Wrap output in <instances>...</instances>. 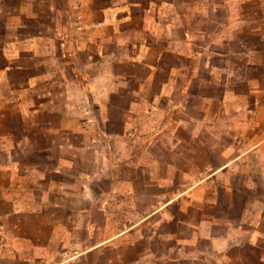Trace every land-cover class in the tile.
I'll list each match as a JSON object with an SVG mask.
<instances>
[{
	"label": "rangeland",
	"instance_id": "1",
	"mask_svg": "<svg viewBox=\"0 0 264 264\" xmlns=\"http://www.w3.org/2000/svg\"><path fill=\"white\" fill-rule=\"evenodd\" d=\"M23 2L0 3L23 11L25 26L12 32L79 22L77 8L55 18L33 3L28 16ZM85 6L96 26L86 34V51L73 57L76 78L62 64L54 83L26 80L28 91L16 100L28 114L12 109L20 143L10 152L31 176L19 178L22 207L0 203V213L13 211L0 216V264H20L3 255L9 234L33 236L14 245L28 255L25 264H264V149L245 153L251 147L245 134L229 130L226 73L213 81L202 66L190 77L187 103L170 111L161 95L170 67L180 62L162 49L179 40L184 24L191 57L204 51L197 47L211 42L212 9L222 16L225 0H85ZM36 10L45 15L36 17ZM150 24L153 34L141 30ZM140 49L151 54L145 59L161 57L155 70L129 58ZM213 62L225 63L222 57ZM138 94L142 103L133 110Z\"/></svg>",
	"mask_w": 264,
	"mask_h": 264
},
{
	"label": "crops",
	"instance_id": "2",
	"mask_svg": "<svg viewBox=\"0 0 264 264\" xmlns=\"http://www.w3.org/2000/svg\"><path fill=\"white\" fill-rule=\"evenodd\" d=\"M2 1L5 0H0V3ZM21 1H24L22 9L27 12L28 16L29 12H32L33 3H38L45 8L47 15L55 18L59 14H66L70 17L74 14V9L77 8L79 22L74 25V22L67 21L66 25L65 23L59 24L57 23L58 20H54L51 25L44 26V23H40L35 34L25 31V34H22L21 32H12V29L16 30L25 26L24 23L19 22L23 11L12 12L4 8L0 9V15H5L6 21L4 32L0 35V203H8L9 208L23 206L22 200L19 198L22 195L19 178L31 176L26 170L18 168L15 157L11 153L20 143V141L14 140L15 125L11 121L12 109L18 106L22 109L24 117L28 114L27 109L22 107L24 101L21 103L20 100H16L28 91L27 84L24 85L23 83L29 79H34L37 83L38 81L42 83L52 81L54 83L61 77L62 64L70 66L75 79V60L73 57L86 51L87 46L90 45L86 41V34L90 33V30L96 26L86 19V16L91 15V13L87 11L85 0H80L84 3L81 7V2L77 3L79 0H65L66 5L63 8L57 5L58 0ZM225 5L226 7H222L225 10L222 16L219 7L212 9L211 42H207V46L198 45V49L204 48L205 50L195 51L194 58L191 57V52L187 50L191 43L188 41L187 32L189 30L185 28L184 24L179 26L181 29L179 40L170 41L169 45L162 49L164 53L175 58L178 57L180 62L170 67V71H168L170 77L163 83L161 95L168 97L170 102L168 111H170L182 102L187 103V87L191 81L190 77L194 74L198 76V70L202 66L209 69L213 81L220 72H225L227 81L223 89L222 102L226 107L227 126L235 135L236 133L245 134V144L251 145L245 150V153L252 150L261 152L264 149V0H225ZM167 10L171 11V6L169 9L167 7ZM45 12L36 10L35 16L41 18ZM171 26L169 23L165 29L169 34L168 39L174 36L172 32L175 30H172ZM154 29L155 27L150 24L149 26L144 25L141 30L153 34ZM76 32L79 34L78 36H76ZM195 32L204 36L205 30L197 28ZM185 34L188 37L187 40ZM73 42H77V47L71 45ZM220 45L225 46V50H220ZM119 46L123 47L121 43ZM203 53H206L207 57L202 61ZM150 55L140 49L137 55H130L129 58L137 65L149 64L148 66L153 71L161 57H158L155 62L145 59ZM157 56H160L159 53ZM214 57H222L225 61L224 65L220 66L213 62ZM119 58V60H123L122 55ZM125 58L127 57L125 56ZM97 62H102V60ZM34 65L36 74L35 72L31 73L35 76L32 77L31 75L30 77L28 74L34 71ZM151 76L154 74H149L148 80ZM178 79L182 82L176 87ZM76 82L79 84L78 81ZM214 84L220 85L218 78ZM175 89H179L180 97L177 100ZM139 95L132 103L133 110L142 103L143 97H139ZM195 122L200 124L199 120ZM18 126H24L20 120ZM236 159L237 157L234 156L233 160ZM21 172L24 173L21 174ZM11 212H13L12 209L0 213V216L3 219L5 216H9ZM9 236L11 238L9 243L5 245L6 247L2 246L1 248L3 255L5 257L11 256L17 259L20 264H25L29 260L28 255L24 256L21 250L14 245L22 238L31 240L33 236L20 237L15 234H9ZM35 237L36 239L41 238L38 234Z\"/></svg>",
	"mask_w": 264,
	"mask_h": 264
}]
</instances>
